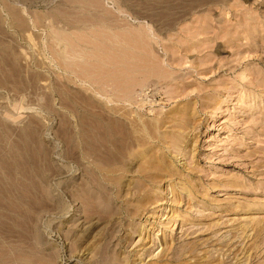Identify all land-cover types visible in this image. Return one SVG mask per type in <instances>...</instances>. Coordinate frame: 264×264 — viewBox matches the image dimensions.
<instances>
[{"label": "rangeland", "instance_id": "obj_1", "mask_svg": "<svg viewBox=\"0 0 264 264\" xmlns=\"http://www.w3.org/2000/svg\"><path fill=\"white\" fill-rule=\"evenodd\" d=\"M1 186L0 264H264V0H0Z\"/></svg>", "mask_w": 264, "mask_h": 264}, {"label": "bare ground", "instance_id": "obj_2", "mask_svg": "<svg viewBox=\"0 0 264 264\" xmlns=\"http://www.w3.org/2000/svg\"><path fill=\"white\" fill-rule=\"evenodd\" d=\"M4 57V56H3ZM5 58V57H4ZM7 60V59H6ZM121 132V131H120ZM105 136V135H104ZM111 136V135H110ZM121 136V135H120ZM124 136V135H123ZM102 138V137H101ZM104 138V137H103ZM110 138V137H109ZM126 138H127V136H126ZM106 139V138H105ZM111 139V138H110ZM124 140V139H123ZM114 142V141H113ZM121 142V141H120ZM3 153V152H2ZM111 158V157H110ZM109 159V158H108ZM3 160V159H2ZM1 160V161H2ZM112 160V159H111ZM9 163V162H8ZM10 164V163H9ZM5 165V164H4ZM8 166V165H7ZM11 166H12V164H11ZM8 168V167H7ZM5 171H6V169H4ZM3 181V180H2ZM2 185V184H1ZM2 187V188H1ZM0 187V192H2L1 191V189L3 190L4 188H3V186H1ZM6 187H8V186H6ZM10 187V186H9ZM10 189V188H9ZM11 190H12V188H11ZM4 192V191H3ZM14 192V191H13ZM33 192V191H32ZM5 194V193H4ZM12 195V194H11ZM8 197V196H7ZM13 202V201H12ZM25 202V201H24ZM8 204V203H7ZM6 204V205H7ZM13 204H15V203H13ZM0 205H1V202H0ZM5 205V204H4ZM11 205V204H10ZM10 205H9V207H10ZM23 205V204H22ZM19 206V205H18ZM6 207V206H5ZM4 207V208H5ZM9 207H6V209L8 208L9 209ZM26 207V206H25ZM33 207V206H32ZM1 208H3V207H1ZM10 210H11V207H10ZM19 210V209H18ZM14 211H15V209H14ZM17 211V210H16ZM23 212V211H22ZM0 213H2V212H0ZM19 213V212H18ZM3 214V213H2ZM5 214V213H4ZM22 213H20V215H21ZM25 215V214H24ZM10 216V215H9ZM13 218V217H12ZM11 219V218H10ZM26 219V218H25ZM3 222V221H2ZM15 222V221H14ZM20 222V221H19ZM9 224V223H8ZM24 224V223H23ZM7 225V224H6ZM20 225H21V223H20ZM25 227V226H24ZM23 227V228H24ZM1 234V233H0Z\"/></svg>", "mask_w": 264, "mask_h": 264}]
</instances>
